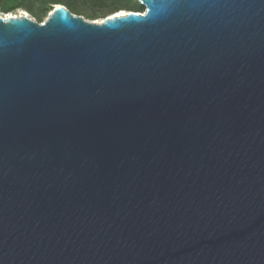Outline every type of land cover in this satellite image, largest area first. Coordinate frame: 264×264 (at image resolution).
Masks as SVG:
<instances>
[{
    "label": "water",
    "instance_id": "obj_1",
    "mask_svg": "<svg viewBox=\"0 0 264 264\" xmlns=\"http://www.w3.org/2000/svg\"><path fill=\"white\" fill-rule=\"evenodd\" d=\"M138 1L0 13V264H264V0Z\"/></svg>",
    "mask_w": 264,
    "mask_h": 264
},
{
    "label": "trees",
    "instance_id": "obj_2",
    "mask_svg": "<svg viewBox=\"0 0 264 264\" xmlns=\"http://www.w3.org/2000/svg\"><path fill=\"white\" fill-rule=\"evenodd\" d=\"M30 4L36 8L30 7ZM54 4L65 5L73 13L91 20L121 9L133 11L144 9L138 0H0L2 13L14 12L19 7H24L31 17L39 22L46 18Z\"/></svg>",
    "mask_w": 264,
    "mask_h": 264
},
{
    "label": "rangeland",
    "instance_id": "obj_3",
    "mask_svg": "<svg viewBox=\"0 0 264 264\" xmlns=\"http://www.w3.org/2000/svg\"><path fill=\"white\" fill-rule=\"evenodd\" d=\"M23 6H25V5H23ZM29 6L33 7V8H36V6H33L32 4H30ZM1 9L2 8L0 7V13H2ZM124 10H126V9H124ZM12 13H16V14H18V13H27L29 16H31L30 13H28V11L24 7H19L18 9H16ZM101 18H103V17H99L98 19H101Z\"/></svg>",
    "mask_w": 264,
    "mask_h": 264
},
{
    "label": "bare ground",
    "instance_id": "obj_4",
    "mask_svg": "<svg viewBox=\"0 0 264 264\" xmlns=\"http://www.w3.org/2000/svg\"><path fill=\"white\" fill-rule=\"evenodd\" d=\"M122 13H123V11L119 12V14H122ZM21 14H23V13H21ZM98 20H100V19H98Z\"/></svg>",
    "mask_w": 264,
    "mask_h": 264
}]
</instances>
